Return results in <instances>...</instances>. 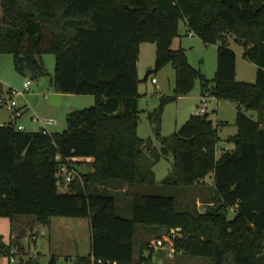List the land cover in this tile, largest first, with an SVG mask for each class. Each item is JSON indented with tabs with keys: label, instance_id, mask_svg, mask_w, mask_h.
Here are the masks:
<instances>
[{
	"label": "trees",
	"instance_id": "trees-1",
	"mask_svg": "<svg viewBox=\"0 0 264 264\" xmlns=\"http://www.w3.org/2000/svg\"><path fill=\"white\" fill-rule=\"evenodd\" d=\"M0 12V53L13 54L22 76L45 75L43 54L54 53L55 91L95 96L92 107L70 112L67 129L51 136L19 130L15 119L0 123V216L10 218L12 230L21 216L43 223L52 216L87 218L90 252L67 258L72 264H159L151 243L136 253L140 224L180 229L174 249L191 258L264 264V6L256 11L248 0H0ZM181 22L207 44L222 42L213 78L189 62L184 48L172 49ZM229 36L257 65L254 82L236 79ZM144 42L157 46L145 80L170 64L176 72L174 94L161 95L148 114L161 143L160 150L148 152L138 134V60ZM196 79L203 97L238 106L237 133L227 138L234 148L219 156V127L207 113L192 114L170 136L161 133L166 104L188 94ZM249 111H257L259 119ZM169 155L173 171L161 184L178 195L133 191L132 217L119 216L112 188L119 181L156 183L153 167ZM63 162L90 164L92 170L62 190ZM211 174L213 195L204 200L205 210L192 200L182 205L180 196ZM12 244L0 238V255L10 253ZM49 264H57L56 257Z\"/></svg>",
	"mask_w": 264,
	"mask_h": 264
},
{
	"label": "rangeland",
	"instance_id": "rangeland-1",
	"mask_svg": "<svg viewBox=\"0 0 264 264\" xmlns=\"http://www.w3.org/2000/svg\"><path fill=\"white\" fill-rule=\"evenodd\" d=\"M181 32L179 37L174 39L172 49L184 48L187 52L189 62L200 69L209 78L215 76L217 68V51L222 44H207L199 36L189 33L188 26L181 22ZM229 48L236 52L238 81L254 82L257 75V65L246 60L242 53L244 46L234 37L229 36L226 43ZM157 56V46L153 42H144L140 46L138 60V71L141 82L139 84L138 107L141 110L138 134L146 140V150L152 147L160 150L161 143L156 136L154 124L148 118V114L160 104L161 95H173L176 85V72L170 64L157 72H153L145 80L150 67H154ZM43 60L47 73L38 78L22 76L15 68L13 54L0 53V82L3 85L4 93L8 95L9 90L18 91L24 89V82L30 78L33 82L31 90L20 95L14 93V99L23 107V115L15 119L16 125H24L25 131H39L40 123L32 120V116L53 117L57 120L56 125L49 128L59 131L67 129V116L70 112L88 109L95 104V96L92 94H66L63 102L59 106L49 103L54 95L55 88L53 77L56 66V56L54 53L43 54ZM152 78L157 80L156 83ZM204 102L201 92L200 79H196L193 89L186 95L179 97L175 101L166 104L161 133L163 136H170L178 130L192 114L197 113L200 107H206L207 114L214 124L227 121L225 126H219L220 140L218 142V156L223 148H232L233 143L226 140L229 135L237 133L236 108L235 103L227 100H219L217 103L214 98H207ZM255 120L259 119L257 111H249ZM13 109L7 106H0V122H8L12 119ZM174 159L172 155L163 156L154 167L156 183H141L129 186L123 182H118L112 188L111 193L117 201V214L119 216L132 217V196L133 191L142 193H153L162 195H178V190L162 185L161 181L173 171ZM75 169L78 173H87L92 170L90 164L72 165L68 170ZM62 190H67L69 184L60 183ZM213 195V175L206 177L200 185L190 187L180 196L182 205H186L189 200L194 201L197 209L204 211L207 204L204 200L210 199ZM234 213L231 214L233 217ZM25 218L21 234L16 239L12 238L11 220L9 217L0 216V238L6 245L13 243L11 252L0 255V264H32L34 259L38 264H49L52 257H56L57 264H66L67 258L72 260L79 255H85L91 248V229L87 218H73L65 216H52L48 222L35 221L33 217L21 216ZM31 223L33 225H31ZM173 234L166 230H153L152 228L138 226L135 235L136 253L140 252L142 246L147 243L155 244V239L160 237L166 245L162 248H154L152 255L153 261L159 264H210V261L198 258H191L182 252H176L170 248L168 237ZM173 243H174V237ZM159 240V239H158ZM154 243V244H153ZM149 253V250H146ZM12 258L14 260H12Z\"/></svg>",
	"mask_w": 264,
	"mask_h": 264
},
{
	"label": "built area",
	"instance_id": "built-area-1",
	"mask_svg": "<svg viewBox=\"0 0 264 264\" xmlns=\"http://www.w3.org/2000/svg\"><path fill=\"white\" fill-rule=\"evenodd\" d=\"M152 81L154 83L157 82V80L155 78L152 79ZM33 84L32 80L30 78H27L24 82V89L18 90V91H12L10 93H8V95H0V106H7L10 109H13V115H12V119H16L17 117H20L23 115L24 111H23V107L20 106L18 104V102L14 99V93L23 95L25 94V92H28L31 90V85ZM204 98V102L207 101V97H203ZM206 109L204 107L200 108L199 111L197 113H205ZM32 120L35 122L40 123V131H42L45 135H52L54 131L50 130V126L52 125H56L57 124V120L53 117H39L38 115H34L32 116ZM17 128L19 130L25 131V126L24 125H17ZM57 159H61V157L58 155L56 157ZM60 172L63 174L64 180L63 182L65 184H69L70 182H72L77 176H80V174L73 168L71 172H69V164L68 163H61L60 165ZM180 229H172L171 232L172 233H177V231H179ZM174 235L171 234L168 237V240H170V248L174 251V246H173V237ZM166 245L165 241L162 239L157 240V242L153 245L154 248H162ZM12 260H14L12 258ZM102 261L99 260L98 263H101ZM66 264H72V261H67ZM95 264V263H93ZM108 264H110V262H108ZM114 264H116V262H114Z\"/></svg>",
	"mask_w": 264,
	"mask_h": 264
},
{
	"label": "crops",
	"instance_id": "crops-1",
	"mask_svg": "<svg viewBox=\"0 0 264 264\" xmlns=\"http://www.w3.org/2000/svg\"><path fill=\"white\" fill-rule=\"evenodd\" d=\"M0 17H1V12H0ZM244 52V51H243ZM237 55V54H236ZM242 55H243V53H242ZM244 57V56H243ZM245 58V57H244ZM246 59V58H245ZM247 60V59H246ZM249 61V60H248ZM251 62V61H250ZM255 64V63H254ZM236 73H238V66H237V56H236ZM257 76V75H256ZM153 79V78H152ZM201 92H202V90H201ZM4 93V91H3V85H2V83L0 82V94H3ZM54 94H60L61 95V99H60V101H59V105L63 102V100H64V96H66V94H63V93H58V92H54ZM208 97V99L211 97V98H214L215 100H216V102L218 103L219 102V100H222V99H218V98H216V97H214V96H212V95H207ZM202 97H203V95H202ZM205 103H207V102H205ZM58 105V106H59ZM22 107H24V106H22ZM202 107H204V106H202ZM202 107H200V108H202ZM205 109H206V107H204ZM235 108H236V114H237V109H238V106H237V104L235 103ZM205 113H207V110H206V112ZM237 117V116H236ZM13 121V119H11L10 121H8V122H0L1 124H7V123H10V122H12ZM228 124V122L227 121H222L221 123H219V124H217L218 125V127L219 126H225V125H227ZM39 129H40V127H39ZM61 129V128H60ZM59 129V130H60ZM51 130V129H50ZM51 131H53V130H51ZM219 135H220V133H219ZM234 135V134H233ZM229 136H231V135H229ZM228 136V137H229ZM227 137V138H228ZM221 138V137H220ZM227 138H226V140H227ZM234 148V146L230 149V148H223V150H232ZM222 150V151H223ZM222 153V152H221ZM25 220V218H23V217H20V218H18L17 220H16V227H15V229L14 230H12V238L13 239H15L14 241L16 242V239L18 240V237L17 236H19L20 234H21V230H24V226H23V221ZM31 225H33L32 223H31ZM11 228H12V225H11Z\"/></svg>",
	"mask_w": 264,
	"mask_h": 264
},
{
	"label": "water",
	"instance_id": "water-1",
	"mask_svg": "<svg viewBox=\"0 0 264 264\" xmlns=\"http://www.w3.org/2000/svg\"><path fill=\"white\" fill-rule=\"evenodd\" d=\"M248 1L250 2L251 7L256 11H259L264 6V0H248ZM150 70H152V67L149 68V71ZM60 99H61L60 94H54L51 96L49 103L52 105L58 106ZM118 114H121V111ZM59 131H61V129ZM32 264H38V260L34 259Z\"/></svg>",
	"mask_w": 264,
	"mask_h": 264
}]
</instances>
